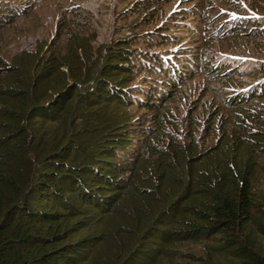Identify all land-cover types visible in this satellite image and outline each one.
<instances>
[{"label":"trees","instance_id":"trees-1","mask_svg":"<svg viewBox=\"0 0 264 264\" xmlns=\"http://www.w3.org/2000/svg\"><path fill=\"white\" fill-rule=\"evenodd\" d=\"M19 1L0 0V27L26 15ZM237 27L264 44V25ZM155 30L80 62L38 50L0 62V264H264L255 243L264 238V77L204 112L202 144L194 116L189 140L156 162L165 123L180 128L164 108L169 96L195 65H209L200 46L178 51L181 29ZM136 139V156L119 157Z\"/></svg>","mask_w":264,"mask_h":264},{"label":"rangeland","instance_id":"rangeland-1","mask_svg":"<svg viewBox=\"0 0 264 264\" xmlns=\"http://www.w3.org/2000/svg\"><path fill=\"white\" fill-rule=\"evenodd\" d=\"M157 1L161 0L19 1L16 4L23 5L26 15L18 16L13 22L2 21L4 26L0 27V62L13 64V56L16 55L17 58L23 50H38L43 58H52V55L59 54L70 62H80L83 56L92 57L98 53L105 43L125 38L141 28L155 30L157 26L156 32H165L169 26L181 29L183 34L178 36L183 40V44L178 51L200 46L197 52L203 53L200 63L208 64L209 67L195 65L189 78L180 83L178 90L169 96L164 108L169 115L170 112L175 113L180 128L173 126L172 121L165 123L167 136L158 141L155 138L157 150L150 154V158L157 162L158 156L170 148V143L175 140H182L183 143L189 140H185V137L190 133V122L194 116L201 118V126L196 128V138L202 144L201 128L204 129L206 125L204 117L214 110L215 104L220 102L222 97L228 99L227 95L231 91L244 93L251 86L262 82L264 44H257L249 37L252 29L243 30L248 33L246 37L235 33L240 31L237 26L264 25V0H162L157 3L160 8L152 10L144 19L135 22L136 24L129 22L132 20L131 16L138 13L136 9L140 5L148 8ZM124 7L128 9L122 13ZM6 18L11 20L10 17ZM234 20L237 26L231 30ZM148 23L152 25L149 26ZM156 32L152 34L153 37L157 35ZM261 32H264V28ZM127 40L136 42L137 38L131 37ZM168 51L172 54L175 50L165 52ZM175 60L171 57L168 61ZM185 60L186 58L181 59ZM212 67L214 69L210 71ZM64 69L70 76V69ZM221 71H226L224 76H215ZM213 74L215 75L212 76ZM224 77H232L237 81L235 84H225L221 82ZM70 79L73 80L72 76ZM258 87L260 89L262 85L256 88ZM230 109L227 114H230ZM205 111L208 112L203 115ZM209 144L211 145L212 141L206 143ZM139 148V140L136 139L131 150H119L118 155L124 159L126 155H134L131 156L134 158ZM255 243L264 256V238H257ZM188 244L197 249L201 246L196 242ZM223 261H227V258Z\"/></svg>","mask_w":264,"mask_h":264}]
</instances>
